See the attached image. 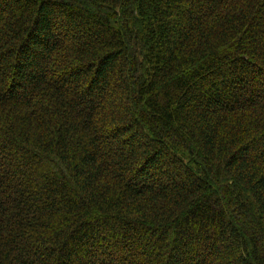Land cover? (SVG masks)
<instances>
[{
  "label": "trees",
  "instance_id": "16d2710c",
  "mask_svg": "<svg viewBox=\"0 0 264 264\" xmlns=\"http://www.w3.org/2000/svg\"><path fill=\"white\" fill-rule=\"evenodd\" d=\"M0 264H264V0H0Z\"/></svg>",
  "mask_w": 264,
  "mask_h": 264
}]
</instances>
